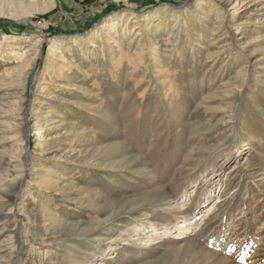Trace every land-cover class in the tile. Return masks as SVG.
<instances>
[{"label":"rangeland","instance_id":"rangeland-1","mask_svg":"<svg viewBox=\"0 0 264 264\" xmlns=\"http://www.w3.org/2000/svg\"><path fill=\"white\" fill-rule=\"evenodd\" d=\"M77 1L0 0V264H264V0Z\"/></svg>","mask_w":264,"mask_h":264},{"label":"crops","instance_id":"crops-1","mask_svg":"<svg viewBox=\"0 0 264 264\" xmlns=\"http://www.w3.org/2000/svg\"><path fill=\"white\" fill-rule=\"evenodd\" d=\"M125 3L127 2L125 1ZM125 3L123 2V4ZM118 6V3L114 4L108 0H78L76 2V14L78 17L82 18H85L87 15H90L92 17L93 15H96L101 11H105L106 15H113L120 10V7Z\"/></svg>","mask_w":264,"mask_h":264},{"label":"bare ground","instance_id":"bare-ground-1","mask_svg":"<svg viewBox=\"0 0 264 264\" xmlns=\"http://www.w3.org/2000/svg\"><path fill=\"white\" fill-rule=\"evenodd\" d=\"M150 18L149 16L145 17V19ZM123 18L121 16H118L117 18H115L114 20H112L107 26L111 27V28H116L117 26H119L122 22ZM79 39L78 38H72L70 40V42L65 45V47H61L58 49V51L56 52V55H61V53L63 52L64 48L65 50L70 49L71 47H73L74 45L78 44ZM89 44H92V42H89ZM248 143V142H247ZM191 222L185 221V220H181L179 225L177 226V229L179 230V233H182L183 231H186L187 226L190 224ZM137 225H135L134 227H136Z\"/></svg>","mask_w":264,"mask_h":264}]
</instances>
